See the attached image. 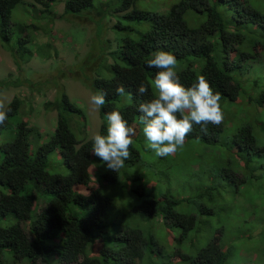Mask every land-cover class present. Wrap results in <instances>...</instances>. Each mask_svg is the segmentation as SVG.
Returning <instances> with one entry per match:
<instances>
[{"label":"trees","instance_id":"trees-1","mask_svg":"<svg viewBox=\"0 0 264 264\" xmlns=\"http://www.w3.org/2000/svg\"><path fill=\"white\" fill-rule=\"evenodd\" d=\"M140 1H64L63 14L73 19L80 17L91 19L95 24L97 21L102 23L95 25L99 35L95 39L96 51L88 53L80 65L86 76L81 72L78 78L93 93L97 90L107 93L106 104L99 108V134H107L106 113L113 109L120 111L136 129L130 147L131 156L123 168L117 172L109 170L90 153L92 138L87 139L85 135V112L65 92L53 101L43 102L46 110L57 113L56 127L44 139L41 129L29 120L13 125L12 119L23 106L19 93L6 105L11 111L4 125L0 126V135L4 129L13 126L16 136L11 141H0V264H169V255L179 259L177 264H228L232 244L226 248L221 234L195 254L181 248L186 240L189 241L192 232L203 230L205 218L216 213L214 207L198 202L199 197L214 188H206L204 183L196 195L185 192L183 197H176L170 188V155L159 158L165 165L157 167V160H153L151 171L144 168L147 160L158 156L146 148L147 139L139 120L142 113L137 108L140 103L155 98L156 92L149 86L148 94L139 96L136 89L140 82L149 84L154 80L158 69L147 67V61L154 52L163 50L177 58L180 82L186 87H190L200 75L207 78L213 90L221 95L222 110L225 105L231 107L239 102L245 107L254 105V101L264 106V83L259 79L262 69L256 68L257 79L252 82L259 91L253 95L249 80H240L232 72L235 67H241L240 62L251 64L252 59L262 56L264 13L247 0H179L167 9L163 7L162 12L147 7L136 8ZM24 2L32 3L33 12L19 9L18 21L13 23L14 10ZM58 3L60 0H0L1 34L7 42V45L1 42L0 45L12 53L16 62H19L18 49L8 46L14 37V27H21L23 36L18 37V48L24 50L36 31L44 28L45 32L51 25ZM223 5L232 10L228 19L222 13ZM132 6L134 9L130 11ZM188 13L195 26H190L186 20ZM96 15L100 18L97 19ZM46 17L49 21L45 26L41 21ZM107 17L119 19L117 23L123 35L118 42L115 38H103ZM123 18L134 21L136 26L144 21H150V25L141 31L131 24L122 25ZM30 55V58L34 56L32 52ZM111 57L112 61L109 60ZM30 58L20 57L25 61ZM98 63H101L99 67ZM250 64L245 65L249 67ZM21 81L1 80L0 86L19 87ZM28 84L36 89L32 81ZM118 85H123L126 94L131 95H117L115 89ZM243 95L248 96L237 102ZM24 100L31 102V97H24ZM76 114L84 121L80 136L72 129ZM229 121L225 120L219 126L209 124L207 132L194 125L185 143L193 140L197 144L199 141L209 145L219 144L222 140V145L231 149V156H239L247 166L258 153L263 154L264 147L258 145L249 122L244 120L230 125ZM228 128L232 134L226 131ZM226 137L229 138L225 140ZM243 150L246 154L242 153ZM247 150L252 153L248 154ZM54 152L59 158H52ZM60 159L67 167L66 174L57 170ZM204 163L200 162L192 177H201L207 166ZM93 165L98 182L106 184L103 189L89 188ZM221 167L210 172L209 176L223 175L226 169ZM152 180H155L154 185L149 184ZM121 197H129L128 202L122 204ZM190 201L196 202L198 213L178 210L179 205ZM158 227L160 231H157ZM169 232L175 244L171 249L167 242Z\"/></svg>","mask_w":264,"mask_h":264},{"label":"rangeland","instance_id":"rangeland-1","mask_svg":"<svg viewBox=\"0 0 264 264\" xmlns=\"http://www.w3.org/2000/svg\"><path fill=\"white\" fill-rule=\"evenodd\" d=\"M64 1L60 0V3L56 5L54 10L56 14L53 15L54 20L50 22L51 25L46 28L45 32H43L44 28L39 30L42 32L35 38V34L39 32L36 31L33 40L31 39L32 42H28L24 50L18 48V37L23 36L21 34V27H14V37L8 43V46L17 48V53L25 60L30 58L32 52L34 56L29 61L22 60L17 55L19 62H16L12 53L3 45H0V81L15 82L16 80H22L19 87L14 85L2 88L0 86V101L6 106L15 94L19 93L18 95L23 99V106L17 117L12 119L13 125L22 120H29L32 125L38 126L41 129L40 131L44 139L54 131L57 124V113L56 111L46 110L43 102L53 101L60 93L65 92L73 103L83 108L86 117L85 124H87L85 135L87 139H90L99 133L101 117L99 109H95L90 103V96L93 92L78 76L82 72L81 62L86 58L88 53L96 51L97 42L95 39L99 38V35L98 29L96 32L95 25L98 26V22L100 21H97L95 24L91 19L70 18L69 15L63 14ZM178 1L142 0L136 4V8L147 7L151 11L162 12L165 10L163 7L167 9ZM247 1L264 13V0ZM31 4L24 2L19 8L14 10L12 16L13 23L18 21L16 15L19 9L23 8L21 11L29 9L31 13L33 12L34 6ZM96 4H98V1ZM133 9L134 7L132 6L130 11ZM221 10L226 19L231 16L232 10L228 9L227 6H221ZM92 14L95 15L94 12ZM26 16L33 18L30 14ZM96 17L97 19L100 18L98 15ZM48 19L46 17V19L42 20V25L46 26V23L49 21ZM118 20L116 17L104 19V39L113 40L115 38L116 42H118L121 38L123 30L118 26ZM186 20L190 26L196 25L190 13L186 15ZM122 22V25L131 24L136 26L134 21L126 18H123ZM100 24L102 23L100 22ZM114 24H116L113 27L115 34L111 28ZM149 25L150 21H144L142 24H138L136 28L138 27L141 31H145ZM135 36H139V34ZM0 42L7 43L2 38L1 26ZM115 45L116 43H113V46ZM260 54L262 56L252 59L251 64L250 62L243 61V64L241 62L239 64L241 67H235L232 70L236 78L249 80L248 84L252 95L259 91V87L255 86L252 82L253 79H257L256 68L262 69L259 79L264 83V50ZM233 56L234 54H232V58ZM94 59H96V55ZM109 60L112 61V57ZM98 64L99 67L101 63ZM245 64L250 65L247 67ZM82 73L86 76L85 72ZM87 74L91 75V72L87 71ZM109 76H111V73ZM28 81H32L36 89H32ZM246 96L248 95L240 96L237 102L245 100ZM24 97H31L32 103L24 100ZM239 103L231 107L223 106V121L230 120V125H233L232 123L234 122L238 124L244 120L249 122L257 138L258 145L264 147V106L260 103L258 104L257 101H254V105L247 104L249 107L242 106ZM83 125L84 121L82 118L77 114L74 115L72 129L77 136H80V129ZM226 131L232 134L230 128ZM15 136L16 129L12 126L2 131L0 141H11ZM228 138L226 137L225 140ZM220 141L219 144L207 145L199 141V144H197L196 141L189 140L175 154L170 155L169 174H172V177H170V188L176 197H183L185 192L196 195L198 189L205 186L204 183H206V188H214V190L206 193L202 198L199 197L200 201L198 202L214 207L216 213L208 218L206 217L203 230L198 233L192 232L189 241L186 240L181 245V248L195 254L199 248L205 246L212 238L221 234L226 248L232 244L228 264H264V152L263 154L258 153L249 161L247 166H244V161L239 156L236 158L235 156L232 157L230 153L231 149H227L225 145H222V140ZM230 145L228 144V146ZM235 150L233 154H235ZM250 152L252 153V150H247L248 154ZM242 153L246 154L244 150ZM52 158H59V154L54 152ZM159 158L163 157L149 159L151 161L147 160L144 168H147L148 172L151 171L153 160H157V167L165 165ZM201 161L207 165L205 171L201 174V177H192L193 172L198 170ZM59 164V167L57 164V170L66 174L68 170L62 159L59 160ZM238 164L243 165V167ZM220 167L226 169V171L222 172L223 175L209 176L210 172L218 171ZM95 170L96 167L93 165L91 167L93 180L89 188L103 189L106 184L98 182ZM165 178L167 180V177ZM161 180H164V178ZM154 181L152 180L149 184L154 185ZM85 193H87V189ZM128 199L129 197H121L120 202L122 204L126 203ZM197 206L195 201H190L179 205L177 208L179 211L185 213H198ZM160 230V228L157 229V231ZM170 236L172 237L169 232L167 234V242L170 243L171 249L175 244L170 239ZM169 257V264H177L178 258H171L170 255Z\"/></svg>","mask_w":264,"mask_h":264},{"label":"clouds","instance_id":"clouds-1","mask_svg":"<svg viewBox=\"0 0 264 264\" xmlns=\"http://www.w3.org/2000/svg\"><path fill=\"white\" fill-rule=\"evenodd\" d=\"M178 65L171 52H154L147 61V67L158 69L155 78L149 84L140 82L136 89L139 96L147 95L149 86L156 92L155 98L140 103L137 110L142 113L139 120L147 139L146 148L158 157L173 155L182 148L194 125L207 132L209 124L219 126L223 122L220 93L213 90L203 75L186 87L180 82ZM115 92L120 97L131 95L126 94L123 85H118ZM106 97V92L97 90L90 96V103L99 109L106 104ZM10 111L11 108H6L0 101V126L8 119ZM106 116L107 134L97 133L92 137L90 153L106 164L107 169L117 172L131 156L130 147L136 129L118 110L113 109Z\"/></svg>","mask_w":264,"mask_h":264}]
</instances>
